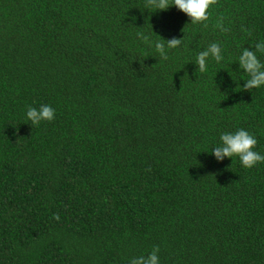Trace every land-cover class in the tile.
<instances>
[{"label": "trees", "instance_id": "obj_1", "mask_svg": "<svg viewBox=\"0 0 264 264\" xmlns=\"http://www.w3.org/2000/svg\"><path fill=\"white\" fill-rule=\"evenodd\" d=\"M145 4L0 0V264H130L156 245L160 264H264V162L211 154L244 129L264 155V86L245 91L238 64L264 0H218L207 27ZM159 36L183 39L167 60ZM211 43L224 59L199 73ZM42 104L55 119L32 126Z\"/></svg>", "mask_w": 264, "mask_h": 264}, {"label": "clouds", "instance_id": "obj_2", "mask_svg": "<svg viewBox=\"0 0 264 264\" xmlns=\"http://www.w3.org/2000/svg\"><path fill=\"white\" fill-rule=\"evenodd\" d=\"M218 0H146L145 7L149 10L166 11L171 6H175L178 10L186 14L192 25L203 24L207 27L206 21L209 20V10L216 5ZM222 32L229 29L223 25V17L219 19L216 25ZM242 31H247L243 29ZM138 37L145 43L150 42V38L143 33H137ZM160 37V36H159ZM183 42V39L172 38L165 40L162 37L154 42L155 50L163 60L168 59L167 49H176ZM244 48L242 54L238 58L240 69L243 70L249 79L245 82V91L258 89L264 86V63H261L257 56V52L264 54V41L255 43L252 49ZM209 58L216 63L223 61L221 46L218 43H211L205 50L200 51L197 55L196 65L199 73L207 71V61ZM26 117L31 121L32 126H39L42 121L51 122L55 119V110L50 105H41L39 109L29 106ZM221 143L214 147L211 154L215 156L217 161H223L226 157L233 160L238 157L241 165L246 169L254 168L258 163L264 162V155L254 149L257 146V139L244 129H239L235 133H222L220 136ZM234 163V160H233ZM58 218V217H57ZM160 247L154 246L151 253L145 256L133 257L130 264H160L159 262Z\"/></svg>", "mask_w": 264, "mask_h": 264}]
</instances>
